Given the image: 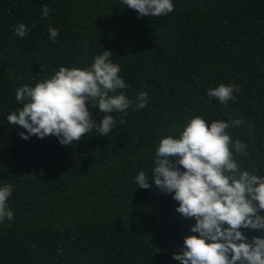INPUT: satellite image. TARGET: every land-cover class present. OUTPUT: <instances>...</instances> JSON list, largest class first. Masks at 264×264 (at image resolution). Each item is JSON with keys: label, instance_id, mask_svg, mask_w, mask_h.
Wrapping results in <instances>:
<instances>
[{"label": "trees", "instance_id": "16d2710c", "mask_svg": "<svg viewBox=\"0 0 264 264\" xmlns=\"http://www.w3.org/2000/svg\"><path fill=\"white\" fill-rule=\"evenodd\" d=\"M172 2L168 15L140 16L123 0H0V187L14 186L0 264H181L173 256L195 219L176 211L174 193L138 187L135 177L153 178L161 138H178L195 116L228 122L233 143L247 146V155L232 149L241 170L264 175V0ZM20 23L24 37L14 33ZM105 50L127 85L118 93L133 101L126 116L111 113L109 135L93 129L72 145L22 139L27 130L7 121L23 107L16 90L61 66L90 67ZM221 84L239 87L234 100L208 96ZM141 92L147 105L136 108ZM89 110L100 123L98 105Z\"/></svg>", "mask_w": 264, "mask_h": 264}, {"label": "clouds", "instance_id": "9594fccd", "mask_svg": "<svg viewBox=\"0 0 264 264\" xmlns=\"http://www.w3.org/2000/svg\"><path fill=\"white\" fill-rule=\"evenodd\" d=\"M140 16L168 15L174 11L172 0H123ZM45 6L42 15L48 17ZM28 29L20 23L14 29L18 37H24ZM50 38L59 35L49 27ZM112 51L105 50L94 58L90 67L61 66L50 78L29 87L25 84L16 90L15 99L23 107L7 116L11 125L20 126L22 139L30 136L43 139L55 135L62 145H72L97 129L99 134L109 135L116 120L111 115L133 104L123 91L127 87L119 75L121 69L109 58ZM239 87L221 84L208 90L209 97L227 103L236 97ZM113 93V95H109ZM118 93V94H117ZM148 93H139L136 108L147 105ZM98 105L104 113L97 123L89 110ZM120 123H124L121 117ZM234 124H240L237 120ZM223 120L209 123L200 116L193 117L178 138L168 135L161 138L155 152L153 178L141 171L136 177L138 187L148 189L154 183L166 193H174L179 202L176 209L185 218H194L193 235L184 239L183 251L173 259L181 264H264V237L249 240L242 229L264 230V175L241 170L234 159L233 150L247 155L246 144L233 143ZM13 185L0 187V221L13 219L7 200L13 193ZM198 234V235H197Z\"/></svg>", "mask_w": 264, "mask_h": 264}]
</instances>
